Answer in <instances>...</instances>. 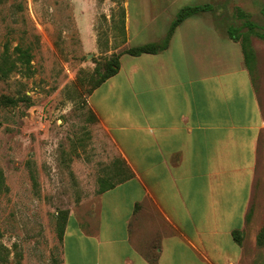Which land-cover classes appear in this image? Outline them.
I'll return each instance as SVG.
<instances>
[{"label":"crops","instance_id":"obj_1","mask_svg":"<svg viewBox=\"0 0 264 264\" xmlns=\"http://www.w3.org/2000/svg\"><path fill=\"white\" fill-rule=\"evenodd\" d=\"M201 6L212 11L187 19L167 50L122 55L90 96L122 172L93 212L69 215L63 264H258L264 39L250 36V68L229 31L236 11L256 16L264 0H124L127 48L159 43L180 10Z\"/></svg>","mask_w":264,"mask_h":264},{"label":"rangeland","instance_id":"obj_2","mask_svg":"<svg viewBox=\"0 0 264 264\" xmlns=\"http://www.w3.org/2000/svg\"><path fill=\"white\" fill-rule=\"evenodd\" d=\"M123 1L0 0V66L9 69L0 74V264H63L69 215L93 212L118 181L117 152L89 98L128 50ZM234 15L239 36L262 39L263 11Z\"/></svg>","mask_w":264,"mask_h":264},{"label":"trees","instance_id":"obj_3","mask_svg":"<svg viewBox=\"0 0 264 264\" xmlns=\"http://www.w3.org/2000/svg\"><path fill=\"white\" fill-rule=\"evenodd\" d=\"M212 11V7L211 6H201V7H185L184 9L180 10L178 12V14L176 15L174 21L172 22L169 31L166 35V37L160 41L159 43H150V44H146L137 48H130L126 51H124L122 54H120L119 56L114 57L108 64H107V68H106V72L105 74L102 76V78L97 82V84L95 85L92 93L98 89L99 87H101L107 80L111 79L112 77H114L119 69H120V58L122 55H128L131 57H140L143 55H157L161 52H164L165 50L168 49L171 40L177 30V28L179 26H181L187 19L206 13V12H210ZM264 12V11H263ZM247 28H249L250 30H256V29H261L259 26L253 24V23H248L246 24ZM264 31V28L261 29ZM240 30L238 29H231L229 31V37L236 42H239L240 39L242 40V48H243V53L245 56V61L247 66H249L250 68L253 67L254 65V52L251 46V41H250V37L249 39L243 37V36H239ZM261 38L264 39V34L261 35ZM18 52H20V61L23 62L24 65H29L31 63V56L29 55V53L26 52H22L18 49ZM252 65V66H251ZM9 70V69H8ZM7 70L6 64L4 66H0V74L2 76H6L7 73L9 72ZM91 93V95H92ZM3 183V175L0 172V186H2ZM110 188H112V186H110ZM64 232H62L61 235V239L64 240ZM236 241L237 242H241V235L237 234L236 235ZM258 242L260 245H264V228L262 229V231L259 234V238H258Z\"/></svg>","mask_w":264,"mask_h":264}]
</instances>
